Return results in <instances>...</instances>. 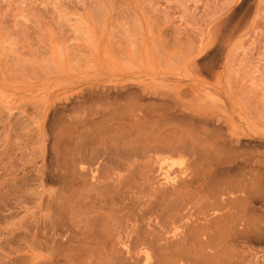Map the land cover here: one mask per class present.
Masks as SVG:
<instances>
[{
    "label": "rangeland",
    "instance_id": "rangeland-1",
    "mask_svg": "<svg viewBox=\"0 0 264 264\" xmlns=\"http://www.w3.org/2000/svg\"><path fill=\"white\" fill-rule=\"evenodd\" d=\"M129 102L208 116L232 137L211 163L249 160L264 195V0H0V264L24 255L17 228L58 190L42 176L56 131ZM260 200V237L229 247L233 264H264Z\"/></svg>",
    "mask_w": 264,
    "mask_h": 264
},
{
    "label": "bare ground",
    "instance_id": "bare-ground-1",
    "mask_svg": "<svg viewBox=\"0 0 264 264\" xmlns=\"http://www.w3.org/2000/svg\"><path fill=\"white\" fill-rule=\"evenodd\" d=\"M130 103L95 117L82 108V124L53 135L42 176L58 190L31 208L37 217L12 225L25 251L10 264H230L229 247L256 240L258 169L238 158L211 163L232 137L208 116ZM161 151L184 155V172L171 177Z\"/></svg>",
    "mask_w": 264,
    "mask_h": 264
}]
</instances>
